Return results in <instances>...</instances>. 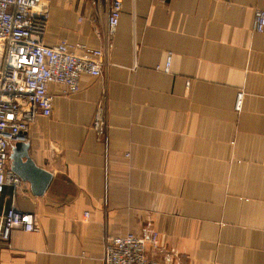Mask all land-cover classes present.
I'll return each mask as SVG.
<instances>
[{
	"label": "crops",
	"instance_id": "1",
	"mask_svg": "<svg viewBox=\"0 0 264 264\" xmlns=\"http://www.w3.org/2000/svg\"><path fill=\"white\" fill-rule=\"evenodd\" d=\"M256 9L264 0H123L108 38L106 14L91 23L89 3L52 0L44 42L101 49L102 74L82 76L72 94L49 85L51 115L37 116L23 142L49 179L37 191L17 174L20 187L0 189V205L33 212L37 230H13L0 264H103L105 237L154 231L159 246L146 252L156 264H264ZM99 100L100 140L91 128Z\"/></svg>",
	"mask_w": 264,
	"mask_h": 264
},
{
	"label": "built area",
	"instance_id": "2",
	"mask_svg": "<svg viewBox=\"0 0 264 264\" xmlns=\"http://www.w3.org/2000/svg\"><path fill=\"white\" fill-rule=\"evenodd\" d=\"M52 0H0V189L9 185L15 190L21 179L7 168L9 145L28 140L30 125L39 115L48 117L53 106L50 84L62 87V94L79 91L81 77L102 74L103 52L86 43L60 39L54 44L44 42ZM63 1V0H61ZM87 2L95 15L91 23L106 14V33L112 38L119 24L123 0H78ZM82 20V17H79ZM253 31L264 32V10L256 9ZM96 34L99 31L95 29ZM170 66L168 57L165 70ZM188 82V81H187ZM243 91L238 90L234 107L240 110ZM264 115V111L262 112ZM107 119L103 101L95 108L91 128L100 140L106 130ZM85 218L88 212H84ZM15 229L37 230L33 212L13 205H0V243L10 247ZM159 246L158 232L137 236L131 232L104 239L103 264H156L147 256V247Z\"/></svg>",
	"mask_w": 264,
	"mask_h": 264
},
{
	"label": "water",
	"instance_id": "3",
	"mask_svg": "<svg viewBox=\"0 0 264 264\" xmlns=\"http://www.w3.org/2000/svg\"><path fill=\"white\" fill-rule=\"evenodd\" d=\"M10 158L12 160L11 169L21 178L29 179V181L32 183V186L38 183L37 191H41V189L44 187V184L49 179V174L44 170L37 168L29 159L27 156V144L16 143Z\"/></svg>",
	"mask_w": 264,
	"mask_h": 264
}]
</instances>
